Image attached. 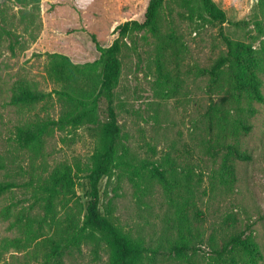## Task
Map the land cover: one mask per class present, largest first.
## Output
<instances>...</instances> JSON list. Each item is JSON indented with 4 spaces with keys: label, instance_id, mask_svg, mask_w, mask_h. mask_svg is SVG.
I'll use <instances>...</instances> for the list:
<instances>
[{
    "label": "rangeland",
    "instance_id": "rangeland-1",
    "mask_svg": "<svg viewBox=\"0 0 264 264\" xmlns=\"http://www.w3.org/2000/svg\"><path fill=\"white\" fill-rule=\"evenodd\" d=\"M231 23L223 25L233 42L231 62L215 76L214 60L229 53L219 25L186 19L178 2H165L158 32L140 31L124 39L121 74L113 106L123 142L132 156L148 158L164 170L169 187L147 180L138 192L114 169L99 183L100 211L110 203L117 224L131 238L154 249L143 264H230L216 260L221 248L241 233L254 247L240 249L235 264H264V102L237 83L255 65L264 96V0H214ZM147 0H0V264H108L105 248L90 244L48 255L38 181L64 166L90 164L99 144V123L106 120L101 102L99 123L53 130L40 150L22 148L16 127L57 118L53 99L13 105L21 87L49 92L48 54L62 53L76 63L99 58L92 36L109 46L124 21L144 19ZM162 75H166L165 77ZM245 127H248L247 129ZM232 146L250 155L235 157ZM87 171L79 172L76 194L84 212L90 200ZM63 217L62 210L58 213ZM199 248L183 255L175 241Z\"/></svg>",
    "mask_w": 264,
    "mask_h": 264
},
{
    "label": "trees",
    "instance_id": "trees-1",
    "mask_svg": "<svg viewBox=\"0 0 264 264\" xmlns=\"http://www.w3.org/2000/svg\"><path fill=\"white\" fill-rule=\"evenodd\" d=\"M147 1L144 19H131L119 24L115 28L117 36L109 46H101L92 36L99 51L97 60L76 63L68 55L49 53L46 74L56 88L43 92L21 87L11 97L10 102L13 105L28 106L41 103L46 108L51 100L55 99L61 107L57 118H45L30 125L16 127L15 142L22 148L31 147L35 150L41 149L43 137L53 130L76 129L99 123L101 102L105 104L107 118L99 123V144L90 157V164L85 169L77 166L75 171L70 166H64L36 184L42 211L37 232L42 237L44 226H48L52 231L47 236L49 256H57L64 251L78 249L82 244H90L94 254H98L102 248L107 250L108 264H143L148 254L155 252L123 231L117 224L110 203L105 204L103 211H100L99 206V183L104 177H109L116 168L138 192H145L147 180H156L165 189L169 187L168 178L159 164L148 158L137 159L131 155L123 142L121 127L113 106L114 90L121 74L119 55L124 39L143 30L156 34L160 10L169 0ZM172 1L179 3L184 10L182 16L186 19L219 25L218 35L228 47L229 53L219 56L208 70L203 71L215 76L232 58L230 52L233 50V42L223 31V25L231 23L227 14L214 0ZM231 24L237 25L240 22ZM237 83L248 88L257 101L264 102L255 65L249 67L244 77H237ZM228 149L233 150L238 159H250V155L233 149L232 146ZM84 170L87 171L86 178L90 184V200L83 212L76 194V179L79 172ZM11 187V183L0 184V191ZM60 210L64 212L63 217L58 215ZM254 246L250 238H243L239 233L233 235L221 248L212 246V253L216 260L228 256L230 264H235L240 249L250 250ZM197 250V246L183 239L175 241L171 246V251L176 255Z\"/></svg>",
    "mask_w": 264,
    "mask_h": 264
}]
</instances>
